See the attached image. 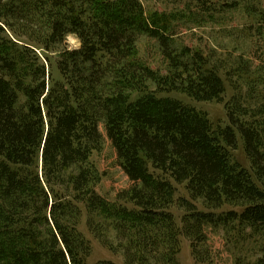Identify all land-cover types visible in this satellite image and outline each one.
Returning a JSON list of instances; mask_svg holds the SVG:
<instances>
[{
	"label": "trees",
	"instance_id": "trees-1",
	"mask_svg": "<svg viewBox=\"0 0 264 264\" xmlns=\"http://www.w3.org/2000/svg\"><path fill=\"white\" fill-rule=\"evenodd\" d=\"M160 18L140 0H0V264H87L84 212L124 264H180V234L197 262L215 264L207 229L264 226V97L234 93L214 127L169 96L221 100V70L232 69L177 42ZM141 36L156 41L163 71L139 56ZM239 141L248 168L232 156ZM105 143L129 183L113 199L98 192L92 159Z\"/></svg>",
	"mask_w": 264,
	"mask_h": 264
},
{
	"label": "rangeland",
	"instance_id": "rangeland-1",
	"mask_svg": "<svg viewBox=\"0 0 264 264\" xmlns=\"http://www.w3.org/2000/svg\"><path fill=\"white\" fill-rule=\"evenodd\" d=\"M140 1L147 17H161L163 22H169L168 27L173 29V37L177 42L202 49L211 55L214 65L232 69V75L229 77L225 76L227 71L221 70L225 86L221 100L195 101L177 93H169V96L205 113L214 127L227 124L224 104L234 93L264 97V0ZM66 43L69 48H77L80 44L73 35L66 37ZM137 45L139 56L148 65L164 70L163 58L154 39L141 36ZM232 156L244 167H249L241 141L238 142L237 149L232 151ZM92 159L102 174L98 192L113 199L117 191L129 184L127 177L115 162L113 150L105 143L102 151L93 155ZM172 184L176 199L181 196L191 200L182 185L174 182ZM193 203L197 209L208 211L201 201L196 200ZM229 209L232 207L225 205L223 209L213 212ZM170 211L176 217L178 227L183 229L181 217L184 215V209L175 203L170 207ZM82 219L78 228L89 240L91 247L86 263L111 261L114 264H124L120 253L110 251L94 237L88 229L90 225H86L85 212ZM207 236L215 264H231L234 257H240L246 262H254L257 258L264 257V226L259 229L247 228L241 234L209 228ZM226 237L229 240L227 242ZM179 239V263L203 264L195 260L189 238L180 234Z\"/></svg>",
	"mask_w": 264,
	"mask_h": 264
}]
</instances>
